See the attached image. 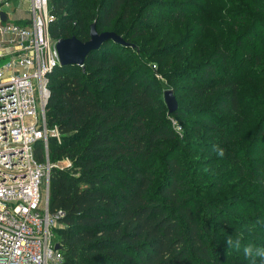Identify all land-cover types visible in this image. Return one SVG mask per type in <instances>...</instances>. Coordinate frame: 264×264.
I'll use <instances>...</instances> for the list:
<instances>
[{
	"label": "trees",
	"instance_id": "obj_1",
	"mask_svg": "<svg viewBox=\"0 0 264 264\" xmlns=\"http://www.w3.org/2000/svg\"><path fill=\"white\" fill-rule=\"evenodd\" d=\"M236 3V24L206 42L202 20L177 36L189 16L179 1L47 0L52 40L87 41L94 23L132 45L107 41L81 66L48 75L45 119L60 135L48 160L69 161L48 180V211L63 212L54 229L62 264H251L226 239L264 247V15H250L264 13V0ZM140 48L159 58L154 68L177 103L170 115L130 56ZM195 49L201 55L185 64ZM34 154L43 159L38 142Z\"/></svg>",
	"mask_w": 264,
	"mask_h": 264
},
{
	"label": "built area",
	"instance_id": "obj_2",
	"mask_svg": "<svg viewBox=\"0 0 264 264\" xmlns=\"http://www.w3.org/2000/svg\"><path fill=\"white\" fill-rule=\"evenodd\" d=\"M12 1L18 6L11 8ZM25 1L17 22L12 13ZM0 13V36H6L0 41V264H62L54 229L63 212L48 211V180L51 167L69 161L49 162V141L60 135L47 126L44 111L48 75L58 64L48 33L53 17L47 0H0Z\"/></svg>",
	"mask_w": 264,
	"mask_h": 264
},
{
	"label": "rangeland",
	"instance_id": "obj_3",
	"mask_svg": "<svg viewBox=\"0 0 264 264\" xmlns=\"http://www.w3.org/2000/svg\"><path fill=\"white\" fill-rule=\"evenodd\" d=\"M138 1H143V0H138ZM166 1H179L181 3H186L189 7L187 8L186 11H188L189 16L185 17L184 20L182 21V26L178 29L177 32V36L181 35L184 33V26L186 25V27H190L192 24L195 23V21L197 20H202L203 24H205L204 28H203V33H204V37L206 39H211V37H213L214 35V31L220 29L221 31L225 32L227 30V28L233 24H236V21L231 19L232 15H229V12L231 10H233L234 8L231 6H234L238 3H236V1L238 0H166ZM26 2V1H25ZM261 2V0H254V3L257 5ZM200 5H202L203 7H205V11L202 14H196V12H193L192 9L196 8ZM26 8V6H25ZM250 15H264V13L262 14H255V13H251ZM166 17H160L159 21H163V19H165ZM21 22V21H20ZM151 23H159L157 22V20H151ZM241 25L244 24L243 21L239 22ZM208 26V27H207ZM166 31V27L162 28V33H165ZM155 34V32L153 31H148L146 32L143 36L139 37V38H135L132 39L131 41L136 42V43H140L142 42L146 37L148 36H153ZM177 38V37H176ZM175 38V39H176ZM1 37H0V41H1ZM169 40L165 39L163 43H168ZM211 44H206L204 43L203 45V55H205L207 53V51L210 49ZM149 51H151V48H148ZM189 53V57L185 58V64H190L193 63L195 61V59H198V57L201 55L199 49H195V50H188ZM137 54L135 55H130L132 58H134L135 60L141 61L143 63V70H145L146 72L143 73V77H145V80H149V81H153L155 85L158 86V90H157V96L162 100V93L164 90L166 89H170L172 91L171 88H169L167 81L163 78L162 74L160 72L157 71V68H153L152 66H156L157 65V61L159 58H152V59H147V50L145 48H140L139 51H136ZM151 66V67H150ZM252 69L251 67V62L250 61H246L243 67V75H245L246 72H249V70ZM254 71H256L257 67L253 68ZM246 78L242 79V81H246ZM170 83H172V85H174L175 80H172ZM163 101V100H162ZM174 130L176 133L180 134L182 133V129L181 127L175 122V120L171 119L170 120ZM57 162V161H56ZM57 165H61L60 163H58ZM257 264H262V263H257Z\"/></svg>",
	"mask_w": 264,
	"mask_h": 264
},
{
	"label": "water",
	"instance_id": "obj_4",
	"mask_svg": "<svg viewBox=\"0 0 264 264\" xmlns=\"http://www.w3.org/2000/svg\"><path fill=\"white\" fill-rule=\"evenodd\" d=\"M3 14L0 13V19L3 20ZM111 41L116 45L123 47L131 46L123 41V39L112 31H102L98 33L95 30L94 23L89 25L88 40L81 42L75 37L62 38L56 40L55 50L57 52L59 67L70 65L81 66L87 54L98 49L103 43ZM163 103L166 107L167 114L174 113L177 109V103L170 89H166L162 93ZM55 247L59 248L58 245Z\"/></svg>",
	"mask_w": 264,
	"mask_h": 264
},
{
	"label": "clouds",
	"instance_id": "obj_5",
	"mask_svg": "<svg viewBox=\"0 0 264 264\" xmlns=\"http://www.w3.org/2000/svg\"><path fill=\"white\" fill-rule=\"evenodd\" d=\"M213 147L218 151L219 155H223L222 149H218L216 146ZM242 239V235L237 234L235 237L229 236L225 242L227 247L231 249L236 251H240L242 249L244 257L246 259H250L251 264H256L257 260H260L262 264H264V247H256L251 243L242 245Z\"/></svg>",
	"mask_w": 264,
	"mask_h": 264
},
{
	"label": "crops",
	"instance_id": "obj_6",
	"mask_svg": "<svg viewBox=\"0 0 264 264\" xmlns=\"http://www.w3.org/2000/svg\"><path fill=\"white\" fill-rule=\"evenodd\" d=\"M14 6H18L16 5L15 1L11 2V8ZM26 6V2H23L21 4V8L18 9H14L11 18L17 20V22H20L24 17H25V11L24 8ZM1 37V41H4L6 39V36H0Z\"/></svg>",
	"mask_w": 264,
	"mask_h": 264
}]
</instances>
